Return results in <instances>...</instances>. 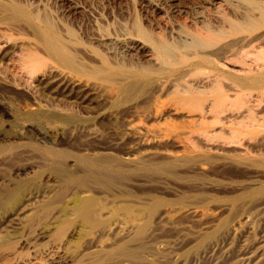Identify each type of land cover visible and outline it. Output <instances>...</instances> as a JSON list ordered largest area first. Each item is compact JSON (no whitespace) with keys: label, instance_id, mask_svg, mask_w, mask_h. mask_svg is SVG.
<instances>
[{"label":"rangeland","instance_id":"374dc122","mask_svg":"<svg viewBox=\"0 0 264 264\" xmlns=\"http://www.w3.org/2000/svg\"><path fill=\"white\" fill-rule=\"evenodd\" d=\"M219 8L0 0V264H204L264 243V16L218 38L197 16L215 25ZM138 25L176 46L163 70L129 48ZM183 32L211 49H180ZM57 72L97 103L50 95Z\"/></svg>","mask_w":264,"mask_h":264},{"label":"bare ground","instance_id":"6f19581e","mask_svg":"<svg viewBox=\"0 0 264 264\" xmlns=\"http://www.w3.org/2000/svg\"><path fill=\"white\" fill-rule=\"evenodd\" d=\"M206 2L209 7H214L216 9H218L219 7L220 8L223 7V10L225 8L226 10H228L229 16H232V17H229V16L226 17L228 14L226 16H222L223 10L221 11V9L219 8L220 9L219 11H221L220 13L221 15L218 14L220 16L216 17L217 18V21H215L216 24L212 25L213 23L211 24L209 22H204L205 20L203 18L204 16L199 14L197 16V20L200 23H203V28H204L203 30H205V32L209 34L210 36L216 35V37L218 36L224 37L225 36V32H224L225 25H227V28H228V29L226 28L227 30H230V31L235 30L237 31V33L238 31L240 33V31L242 30H243L242 32H250L251 30L245 31L249 29V27L248 28L244 27V25H242L241 28L243 27L245 29L238 30L240 27L236 25V22L237 23L243 22L244 24L253 26L251 25L252 22L254 23L256 22V20L264 16V0H206ZM240 25L241 23L239 24V26ZM255 25L253 26V28L255 27ZM133 30L135 31V34H136L135 37L133 36L134 38L125 36L126 38H128V44L130 45V47L129 46L128 47L131 48L132 51H134L136 54L141 53L142 56L145 57L149 61V63L154 66V68L155 66H157L158 70L160 69L163 70V68L166 65H169L167 64L169 62L168 59L171 56L172 49H174V47L176 46L172 47L171 46L172 44L165 45L162 42L155 41V39L151 37L152 35H150L151 32L147 33L145 29L140 27V25L135 26ZM52 40L54 41V43L58 42V40L57 39L55 40V38H52ZM179 41L180 42H178L177 44L182 46L180 49L195 48V49L201 50L200 51L201 54L203 53L204 50L209 51L211 49V46L208 45L206 40L203 41L199 33L197 34V33L183 32L180 36ZM54 43L51 41H48L47 47L53 50L54 45H55ZM177 44H173V45H177ZM196 80L200 82L201 84H207L209 81L208 75L206 76L200 75V77H198V79ZM42 88L43 89L45 88L46 90H48V93H50V95L54 94L55 96H60L64 100H67L70 102H77L79 105L85 106V108H89L95 105V103H97L98 101L97 100L98 94H100L98 88L95 85H90L86 82H82L78 79L72 78L68 75L58 73V72L54 75L52 74L51 76H48L44 80V86ZM100 114L103 115L102 113ZM11 191L12 190H10L9 192V196L3 195V193L1 196L0 194V204L3 202L4 198L5 199L7 197L11 198L12 196V195L10 196ZM82 207H83V210L87 208L86 205L81 206V208ZM27 210L28 208H25L24 206V208L19 209V211H16L13 214L14 216L10 215L12 218L9 219V222H8L9 227L15 229L20 224V215L25 213ZM9 227L7 226L8 229L5 228L7 229V232L10 229ZM7 232L4 235H6ZM233 242L234 241H232L231 244L229 243L226 244L225 246L224 245L220 247L216 246L217 248H214L208 252H205L204 255H206V257H205L204 264H264V243L253 246L250 244L251 242H246V240L237 239L236 243L234 242L235 244H233ZM213 247L215 246H211V248ZM193 262L194 264H196L198 263V260H194Z\"/></svg>","mask_w":264,"mask_h":264}]
</instances>
